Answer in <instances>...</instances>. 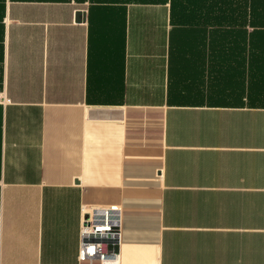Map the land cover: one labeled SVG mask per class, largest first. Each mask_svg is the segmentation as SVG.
<instances>
[{"label": "crops", "instance_id": "obj_1", "mask_svg": "<svg viewBox=\"0 0 264 264\" xmlns=\"http://www.w3.org/2000/svg\"><path fill=\"white\" fill-rule=\"evenodd\" d=\"M199 41L170 0H0V264H90L107 207L116 264H264V76L218 102Z\"/></svg>", "mask_w": 264, "mask_h": 264}, {"label": "trees", "instance_id": "obj_2", "mask_svg": "<svg viewBox=\"0 0 264 264\" xmlns=\"http://www.w3.org/2000/svg\"><path fill=\"white\" fill-rule=\"evenodd\" d=\"M170 4L171 22L186 33V45L199 38L203 65L210 62V51L207 92L217 94L218 102H227L220 98L235 92L232 78L241 77L247 65L250 78L257 72L264 76V0H170Z\"/></svg>", "mask_w": 264, "mask_h": 264}, {"label": "built area", "instance_id": "obj_3", "mask_svg": "<svg viewBox=\"0 0 264 264\" xmlns=\"http://www.w3.org/2000/svg\"><path fill=\"white\" fill-rule=\"evenodd\" d=\"M83 211L85 216L80 228L79 261L90 264L94 261H99L100 264H116L123 243L122 224L114 218V213L119 211L118 207ZM98 211L102 212L100 219L96 217ZM110 245L117 250L114 249L110 253Z\"/></svg>", "mask_w": 264, "mask_h": 264}, {"label": "water", "instance_id": "obj_4", "mask_svg": "<svg viewBox=\"0 0 264 264\" xmlns=\"http://www.w3.org/2000/svg\"><path fill=\"white\" fill-rule=\"evenodd\" d=\"M81 16H84V14H82V13H79V14H78V17H81Z\"/></svg>", "mask_w": 264, "mask_h": 264}]
</instances>
